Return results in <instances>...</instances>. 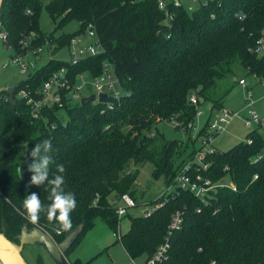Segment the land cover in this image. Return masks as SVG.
Returning a JSON list of instances; mask_svg holds the SVG:
<instances>
[{
    "label": "trees",
    "instance_id": "trees-1",
    "mask_svg": "<svg viewBox=\"0 0 264 264\" xmlns=\"http://www.w3.org/2000/svg\"><path fill=\"white\" fill-rule=\"evenodd\" d=\"M42 8L41 0L2 1L0 33L7 36L4 48L21 54L49 41L57 44L54 56L92 24L105 51L70 67L56 59L46 61L17 84L15 94L22 88L37 91L63 66L74 74L96 78L107 62L128 95L111 108L96 101L65 104L62 114L66 120L55 114L57 107L43 110L38 121L30 117L24 101L13 104L7 93L0 95V232L17 242L21 227L27 224L44 230L59 244L68 232L82 226L81 234L64 254L66 259L99 220L119 235L115 243L122 245L131 260L142 257L147 262L164 242L172 216L180 212L181 228L169 237V249L158 264H264V137L257 129L231 149L205 159L210 166L203 176L214 183L227 178L235 191L217 188L203 203L176 186L151 203L156 207L150 215L130 217L124 235L119 228L122 219L119 221L115 212L123 194L135 204L139 200L134 188L138 171L125 172L131 163H153L152 178H162L169 189L199 150L188 131L192 152L175 161L182 142L166 141L158 131L154 133L157 123L169 124L172 119L183 126L194 123L196 106L190 97L195 96L201 108L203 101L209 100L204 93L230 76L236 63L264 82V57L258 58L252 51L264 37V0H209L190 14L183 6L169 5L173 16L170 28L164 25L157 0H50L45 6L55 24L50 34L39 30ZM236 13H243L244 18L238 19ZM71 21H77L79 29L55 37L54 32ZM30 33L34 37L24 47L21 42ZM205 106L211 113L204 124L224 107L221 100ZM248 139L251 145L246 143ZM44 140L52 144L48 178L60 174L57 165L62 164L64 191L74 194L76 200L70 214L72 227L67 231L57 222H49L46 213L33 224L23 208L24 198L33 192L45 207L52 202L47 182L30 184L31 150ZM259 154L262 158L255 162L253 158ZM35 263L44 264L39 255ZM90 263L76 259L70 264Z\"/></svg>",
    "mask_w": 264,
    "mask_h": 264
},
{
    "label": "built area",
    "instance_id": "built-area-1",
    "mask_svg": "<svg viewBox=\"0 0 264 264\" xmlns=\"http://www.w3.org/2000/svg\"><path fill=\"white\" fill-rule=\"evenodd\" d=\"M188 1L192 5L189 7L190 11L194 10L193 6L197 5L199 2V0ZM182 2L183 0H157L158 9L162 11L165 16L164 25L168 28L171 27V21L173 20V16L168 11V6L172 5L175 8H180L183 6ZM33 37V34L30 33L25 41L21 42L22 45L27 47L31 43V38ZM6 39V34L0 33V40L5 42ZM56 46L57 44H51L49 41H46L42 47L30 49L21 54L15 53L14 63L16 64L19 73L25 75L26 78L29 74H32L37 70L35 66L38 63L37 61L39 58H41L45 47L48 48L49 51L48 55L45 56L48 59L47 61L54 60L52 52ZM254 46L255 47L252 49L253 53L258 58L264 57V37L258 39ZM66 49L68 51V60L62 62L69 67L77 65L89 57L102 55L105 51L101 47L99 38L97 34H95L94 26L92 24H88L81 35L72 37ZM87 75L88 74H74L71 72V69L63 66L59 70L54 71L47 80L42 82L37 91H32L29 88H22L16 94L14 93V99L15 101H24L29 109L30 117L38 121L43 117L41 116L43 110H52L57 107L58 111L55 112V114L59 115L60 112H63L65 104H78L81 103L83 98L92 95H83L88 83L93 89V94L96 98L99 94L105 93L107 97L113 101V103H106L108 108H111L115 102H119L121 97L128 95V93L121 88L119 82H117L113 66L107 62L103 63V73L96 78L89 77V82L85 84L82 81ZM239 85L245 91L244 93L246 95V103L242 109L231 111L225 107L219 108L218 111L210 116L206 124H204V122L200 125L199 119L205 115L206 112H208V117L211 110L209 107L205 112V109L202 107H197L198 103L196 97L191 96L190 102L196 106L194 123H189L183 126L174 119L169 122L173 128L179 129L182 133L189 131L191 139L196 140L199 145V150L196 152L193 160L188 162L187 165L180 170L175 177L174 184L185 191L191 192L203 203L207 202V197L211 195L210 192L215 191L217 188L227 187L232 191H235L234 184L228 179H221L219 182L214 183L210 178L203 176V173L206 172L210 166L205 159L209 155H213L218 151L215 147V142L218 136L226 132L228 129L227 127L232 124L235 119H238L241 121L243 127L251 131L257 129L264 137V119H262L253 108L254 102L252 92L250 90L248 91L245 80H239ZM96 102H98V99ZM202 129L204 131L202 132V135L199 136ZM251 142L252 140L250 139L246 140V143L249 145H251ZM261 158L262 154H259L253 159L255 162H258ZM256 178L257 176L254 177V179ZM161 206L162 204L157 205V207ZM135 207L136 204L134 200L129 195L123 194L120 198L119 206L115 209L118 220L120 221L123 216L127 215L129 209ZM155 207L145 212L144 215H150ZM182 221L183 219L180 212H176L172 216L170 223L167 226L168 231L164 242L157 247L155 254L148 259L145 264H158L164 260L169 249L168 239L174 231L181 228ZM116 236L117 239H119V235Z\"/></svg>",
    "mask_w": 264,
    "mask_h": 264
},
{
    "label": "rangeland",
    "instance_id": "rangeland-1",
    "mask_svg": "<svg viewBox=\"0 0 264 264\" xmlns=\"http://www.w3.org/2000/svg\"><path fill=\"white\" fill-rule=\"evenodd\" d=\"M49 1L50 0H41L43 8L39 13L38 19L39 30L43 34L52 33L55 26L54 22L49 19L45 9V6ZM208 1L209 0H199L198 4L193 6V9L195 10L201 3H206ZM182 4L184 9L190 14L192 11L189 10V7L192 6L191 3L188 0H183ZM78 29L79 23L77 21H71L62 29L55 31L54 35L55 37L69 35L76 32ZM48 53V48L45 47L35 68L38 69L39 66L48 60L47 57H45ZM14 59L15 53L12 52L11 49L4 48L3 42L0 40V87L15 86L25 78V75H21L19 73L18 68L14 63ZM53 59L67 61V49L62 48L59 50V52L54 55ZM240 79L245 80L248 91L250 90L253 95V108L258 112L259 116L264 119V82L256 79L250 74L248 75L238 63L233 66L232 74L230 76L218 81L216 87L204 93L209 100H202V108L208 109L209 107L205 106L206 104L208 105L211 102H219L220 100L225 108L232 111L239 110L245 106L246 95L244 93L245 91L239 85ZM82 82L87 84L89 82V76H85ZM93 92V89L88 83L83 95L87 96V94H93ZM59 115L62 120H66V117L62 114V112H60ZM227 128V131L217 138L216 144L218 151L224 152L231 149L236 145V143L243 141L246 134L251 131L243 127L241 121L238 119H235L234 122H232V124H230ZM156 131H158V134L163 135L166 141L179 140L182 142V152H178L175 155V161H178L177 159L179 156L182 158H185L186 155L188 156L192 152L193 145L196 149L199 147L197 141H195L193 145L189 144L186 137L189 135L188 131H186V133L177 131L170 125V123H157L155 128H153V132L156 133ZM134 171H138L134 188L137 191L136 194L138 195L139 200L136 203V207L129 209L127 211L128 214L123 216L120 221V235H124L128 231L130 217H139V215H143L153 207L151 203L155 202L159 197L166 195L167 193H171V191L176 188V186H171V188L167 189L162 178L158 180L152 178L154 164L151 162L139 164L138 166L131 163L125 170V172ZM117 206H119V203H117ZM116 240L117 236L101 221L96 220L91 230L83 235L75 249L67 256L65 262L67 264L73 263V257L91 253L95 248H100L101 251H104L105 248H107L105 252L106 254L103 253L104 255H99V258L97 257L95 260L97 261L96 264H145L142 257L138 260H134L133 262L129 260L122 245L115 243ZM22 255L26 263L29 264H36L37 255L40 256L41 261L44 262V264H56L51 260L44 248L39 246L25 247Z\"/></svg>",
    "mask_w": 264,
    "mask_h": 264
},
{
    "label": "clouds",
    "instance_id": "clouds-1",
    "mask_svg": "<svg viewBox=\"0 0 264 264\" xmlns=\"http://www.w3.org/2000/svg\"><path fill=\"white\" fill-rule=\"evenodd\" d=\"M238 19H243V13H236ZM52 144L49 140L35 144L31 150L33 162L28 166L32 173L30 184L40 186L47 182L50 188L49 199L52 201L50 205L45 207L37 193L33 192L27 195L23 200V208L27 214V218L33 223H37L41 213H46L49 222H57L62 230H69L72 227L70 214L76 208V200L74 194L65 193L63 185L65 183L64 166L57 165V172L53 179H49V165L52 163ZM21 171V170H20Z\"/></svg>",
    "mask_w": 264,
    "mask_h": 264
},
{
    "label": "water",
    "instance_id": "water-1",
    "mask_svg": "<svg viewBox=\"0 0 264 264\" xmlns=\"http://www.w3.org/2000/svg\"><path fill=\"white\" fill-rule=\"evenodd\" d=\"M2 1L0 0V12L2 8ZM18 85L15 86H1L0 95L7 93L9 100L15 104L14 93L17 90ZM98 99V103L106 104L113 103V101L107 97V95L99 94L96 98L94 94L83 98L81 105L88 104ZM82 226L75 227V230L68 232L64 238L56 244L54 240L44 230L39 229L36 226L28 227L27 224L21 227V232L16 237V241H9L4 233L0 232V263L1 264H29L23 258V250L27 246H39L44 248L48 253L51 260L56 264H65L64 254L73 246L77 238L82 232Z\"/></svg>",
    "mask_w": 264,
    "mask_h": 264
},
{
    "label": "crops",
    "instance_id": "crops-1",
    "mask_svg": "<svg viewBox=\"0 0 264 264\" xmlns=\"http://www.w3.org/2000/svg\"><path fill=\"white\" fill-rule=\"evenodd\" d=\"M209 107V106H208ZM243 108V107H242ZM242 108H240V109H242ZM206 110L207 109H205V112H206ZM232 111V110H231ZM258 113V112H257ZM207 115H208V112H206V114L205 115H203L200 119H199V123H200V125H202V123H204L205 122V120H206V118H207ZM202 119H203V121H202ZM202 121V122H201ZM247 135V134H246ZM220 137V136H219ZM217 141V140H216ZM215 147L217 148V150H218V147H217V144H216V142H215ZM106 249L107 248H105V250L104 251H101V249L100 248H95L94 249V251H92L91 253H87V254H83V255H79V256H76V257H73V260L75 261L76 259H78V260H80V261H82V262H90L91 261V263L90 264H96L97 263V261H95L96 259H97V257L99 256V255H104V254H106L105 252H106ZM124 250V249H123ZM125 251V250H124ZM104 253V254H103ZM125 254H126V252H125ZM126 256H127V254H126ZM128 257V256H127ZM99 258V257H98ZM128 259L129 260H131L129 257H128ZM144 260V259H143ZM132 262L134 261V260H131ZM145 261V260H144Z\"/></svg>",
    "mask_w": 264,
    "mask_h": 264
},
{
    "label": "flooded vegetation",
    "instance_id": "flooded-vegetation-1",
    "mask_svg": "<svg viewBox=\"0 0 264 264\" xmlns=\"http://www.w3.org/2000/svg\"><path fill=\"white\" fill-rule=\"evenodd\" d=\"M25 249V248H24Z\"/></svg>",
    "mask_w": 264,
    "mask_h": 264
}]
</instances>
